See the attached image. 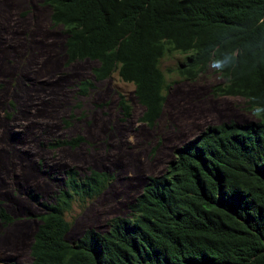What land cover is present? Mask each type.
Masks as SVG:
<instances>
[{
    "label": "trees",
    "instance_id": "16d2710c",
    "mask_svg": "<svg viewBox=\"0 0 264 264\" xmlns=\"http://www.w3.org/2000/svg\"><path fill=\"white\" fill-rule=\"evenodd\" d=\"M64 35L66 63L90 60L91 79L77 84L86 95L116 73L133 85L153 126L169 87L160 61L181 55L174 72L194 80L207 66L221 81L217 96H239L258 119L206 126L173 151L164 171L148 176L104 231L87 228L65 238V213L74 201L99 194L111 180L105 170H63L52 202L32 200L42 211L25 264H264V0H41ZM124 118L128 100L118 93ZM81 137L55 140L74 148ZM12 216L0 207V221Z\"/></svg>",
    "mask_w": 264,
    "mask_h": 264
},
{
    "label": "rangeland",
    "instance_id": "374dc122",
    "mask_svg": "<svg viewBox=\"0 0 264 264\" xmlns=\"http://www.w3.org/2000/svg\"><path fill=\"white\" fill-rule=\"evenodd\" d=\"M63 39L41 0H0V207L13 218L0 221V264L30 260L42 211L30 195L52 202L64 169L105 170L112 177L99 194L74 201L65 213V238L72 242L87 228L104 231L111 217L126 216L147 177L162 173L174 149L206 126L258 119L244 98L211 92L221 81L214 67L194 80L179 78L174 68L181 55L173 52L160 61L169 86L162 112L146 126L133 85L116 73L86 95L77 93L78 82L92 78L95 62L66 63ZM118 93L130 104L129 117L118 107ZM78 136L74 148L48 145Z\"/></svg>",
    "mask_w": 264,
    "mask_h": 264
}]
</instances>
